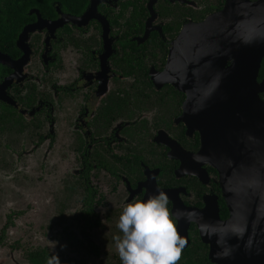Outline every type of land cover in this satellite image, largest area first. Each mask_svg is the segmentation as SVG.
<instances>
[{"label": "flooded vegetation", "instance_id": "1", "mask_svg": "<svg viewBox=\"0 0 264 264\" xmlns=\"http://www.w3.org/2000/svg\"><path fill=\"white\" fill-rule=\"evenodd\" d=\"M225 4L0 0V199L27 168L40 170L49 203L44 240L31 250L6 239L24 214L9 212L0 264H47L53 254L61 264H122V210L158 191L188 241L180 264H216L189 213L214 203L230 217L222 178L194 158L201 135L181 120L187 96L161 75L183 28ZM173 145L192 154L187 164Z\"/></svg>", "mask_w": 264, "mask_h": 264}, {"label": "water", "instance_id": "2", "mask_svg": "<svg viewBox=\"0 0 264 264\" xmlns=\"http://www.w3.org/2000/svg\"><path fill=\"white\" fill-rule=\"evenodd\" d=\"M225 1L222 11L183 28L161 79L186 94L181 120L201 135L194 158L222 178L230 217L221 220L214 203L189 213L211 259L264 264V0ZM170 147L187 164L192 154Z\"/></svg>", "mask_w": 264, "mask_h": 264}, {"label": "clouds", "instance_id": "3", "mask_svg": "<svg viewBox=\"0 0 264 264\" xmlns=\"http://www.w3.org/2000/svg\"><path fill=\"white\" fill-rule=\"evenodd\" d=\"M163 191L127 203L118 221L115 247L122 264H180L188 241L180 234ZM47 264H61L58 254Z\"/></svg>", "mask_w": 264, "mask_h": 264}, {"label": "rangeland", "instance_id": "4", "mask_svg": "<svg viewBox=\"0 0 264 264\" xmlns=\"http://www.w3.org/2000/svg\"><path fill=\"white\" fill-rule=\"evenodd\" d=\"M18 170L17 176L13 178L16 181L14 191L10 190L5 199H0V228L6 224L9 212L24 213L17 222L15 221L13 227L7 230L6 239L9 243L17 242L24 250H31L42 245L36 241L44 240V226L47 224L49 211L48 196L42 181L38 179L41 175L39 169L34 176L26 172L27 168ZM19 254L25 255L24 251Z\"/></svg>", "mask_w": 264, "mask_h": 264}, {"label": "trees", "instance_id": "5", "mask_svg": "<svg viewBox=\"0 0 264 264\" xmlns=\"http://www.w3.org/2000/svg\"><path fill=\"white\" fill-rule=\"evenodd\" d=\"M264 79V62H263V65H262V69H261V72H260V80ZM262 98L264 99V94L261 95Z\"/></svg>", "mask_w": 264, "mask_h": 264}]
</instances>
